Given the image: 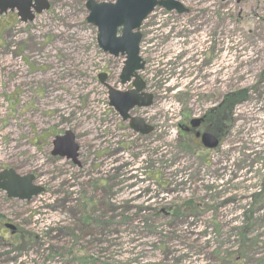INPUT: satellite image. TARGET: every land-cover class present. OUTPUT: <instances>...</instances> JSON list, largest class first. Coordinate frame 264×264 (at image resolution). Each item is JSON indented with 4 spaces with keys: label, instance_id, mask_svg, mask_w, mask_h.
Returning <instances> with one entry per match:
<instances>
[{
    "label": "rangeland",
    "instance_id": "1",
    "mask_svg": "<svg viewBox=\"0 0 264 264\" xmlns=\"http://www.w3.org/2000/svg\"><path fill=\"white\" fill-rule=\"evenodd\" d=\"M45 1L29 23L0 15V170L44 189L30 202L0 193V214L25 239H1L0 264H264V0H174L193 15L146 18L139 77L153 103L130 112L153 128L146 136L121 121L97 79L130 89L118 80L123 57L97 47L89 0ZM207 2L216 20L198 8ZM206 59L210 87L212 69L198 70ZM225 100L218 147L182 148L181 115ZM65 131L79 166L51 156Z\"/></svg>",
    "mask_w": 264,
    "mask_h": 264
},
{
    "label": "water",
    "instance_id": "2",
    "mask_svg": "<svg viewBox=\"0 0 264 264\" xmlns=\"http://www.w3.org/2000/svg\"><path fill=\"white\" fill-rule=\"evenodd\" d=\"M155 7L176 11L178 14L185 12L182 6L173 0H115L113 4H97L89 0L85 4L88 11L86 22L96 28L98 48L114 58L124 56L119 81L121 85H125L132 79L133 89L123 93L115 91L104 83V75H99L98 81L108 91L109 106L122 121H128V126L133 132L142 136L148 135L153 129L146 126L141 118L130 117L129 112L134 108H148L152 104V97L142 93L144 83L136 73L144 67L139 58L141 35L138 30ZM48 9L49 4L45 0H0V15L15 10L22 23L31 22L34 19L33 12L38 15ZM201 143L207 149L217 146V141L210 134H203ZM52 146V157L71 161L78 166L79 147L72 133L65 132L63 136L56 137ZM33 180L32 175L20 176L12 169L5 170L0 172V191L5 192L8 198L28 202L44 193L43 188L32 184Z\"/></svg>",
    "mask_w": 264,
    "mask_h": 264
},
{
    "label": "flooded vegetation",
    "instance_id": "3",
    "mask_svg": "<svg viewBox=\"0 0 264 264\" xmlns=\"http://www.w3.org/2000/svg\"><path fill=\"white\" fill-rule=\"evenodd\" d=\"M209 6H211V7H209ZM198 8L199 9H206L207 8L208 11H205L203 13V15H205V16L209 14V9H211L212 10V12H211L212 18L215 20L217 19L218 11H216V10L218 9V7L215 4L207 2V3L201 4ZM189 14L193 15V12L186 9V12L184 15L187 16ZM196 33H198V31H196ZM207 59H209V56L207 57ZM207 59L204 62H202V60L200 61L202 63L200 64L198 70H205V68H210V69H212L211 71H213L214 61L212 60V62H210ZM189 63L190 62H188L187 64H189ZM193 64L194 63H192V61H191L190 65L192 66ZM186 65L184 66V68L189 67ZM191 68H193V67H191ZM106 75H107V81H108L109 75L107 73H106ZM107 83L110 84L109 82H107ZM223 103L224 102H222V105H223ZM220 107H221V104L217 105V107H215V109H213L210 113H205L200 117H193L192 118V117H190V114H188V112H185L184 114L181 115V122L178 125V130H179L178 135L181 139L182 148H184L185 150L189 149L191 146H196V147L201 148L202 147L201 146V135L203 133L211 134L217 139L218 142L220 141L219 137L217 135L215 136L213 133L214 128L215 127L217 128V125L215 124V122L218 121V114H215V112L219 111ZM226 111L229 112V109L226 108ZM2 196H3L2 197L3 200H5L4 202L9 203L11 201V199L7 198L6 195H2ZM1 239H2L3 244L5 246H11L12 240L13 241H16V240L22 241L24 239V236H23L22 232L16 226H14L10 221H8V219L4 215L0 214V240Z\"/></svg>",
    "mask_w": 264,
    "mask_h": 264
},
{
    "label": "trees",
    "instance_id": "4",
    "mask_svg": "<svg viewBox=\"0 0 264 264\" xmlns=\"http://www.w3.org/2000/svg\"><path fill=\"white\" fill-rule=\"evenodd\" d=\"M231 104H232V103H230L229 100H225L224 103H223V105H221V107H220L219 110L222 109V110H224L225 112H227V111H226V108H228L229 111H230V110H231L230 108L232 107ZM229 105H230V107H229ZM224 111H219V113H218V121L220 120V118H221V119H224V118H225ZM222 113H223V114H222ZM220 132H222V131L218 129V133H217V134H220ZM214 135H215V134H214ZM23 242H25V239H23L22 241H20V246H21V244H22Z\"/></svg>",
    "mask_w": 264,
    "mask_h": 264
},
{
    "label": "bare ground",
    "instance_id": "5",
    "mask_svg": "<svg viewBox=\"0 0 264 264\" xmlns=\"http://www.w3.org/2000/svg\"><path fill=\"white\" fill-rule=\"evenodd\" d=\"M206 75L208 76L207 84L210 87L215 81L216 72L215 70H213L211 72H208Z\"/></svg>",
    "mask_w": 264,
    "mask_h": 264
}]
</instances>
